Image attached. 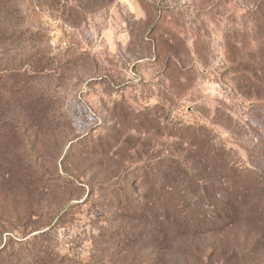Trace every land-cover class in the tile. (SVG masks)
<instances>
[{
    "label": "rangeland",
    "instance_id": "374dc122",
    "mask_svg": "<svg viewBox=\"0 0 264 264\" xmlns=\"http://www.w3.org/2000/svg\"><path fill=\"white\" fill-rule=\"evenodd\" d=\"M14 7L0 12L2 259L39 236L33 258L152 264L158 202L185 188L192 215L212 217L202 184L225 171L253 180L247 195L264 191V0ZM183 168L198 183L174 178ZM260 219L264 207L188 236L159 264H264Z\"/></svg>",
    "mask_w": 264,
    "mask_h": 264
},
{
    "label": "trees",
    "instance_id": "16d2710c",
    "mask_svg": "<svg viewBox=\"0 0 264 264\" xmlns=\"http://www.w3.org/2000/svg\"><path fill=\"white\" fill-rule=\"evenodd\" d=\"M15 2L16 0H0V12L4 11L5 16H10L12 14L16 15L19 9L18 7L12 8V5ZM209 152L210 149H206L205 151L203 150V153L199 154L200 159L204 160ZM172 166L173 164L167 161L162 164V169L170 174L173 170H171ZM174 167H176V165H174ZM184 169L185 168H183V170ZM207 170L208 169H205L203 172L209 173V171H211ZM229 173L230 172L225 171L223 181H214L213 184L211 182L207 184L204 181L202 184L203 189L209 188L213 192L211 195H205V197L203 196L204 198H207L206 200L208 203L206 205L209 207L212 217L206 216L203 219H197L194 215H192L194 210L190 206V201L184 197V194H187L185 188L181 189L182 196L180 197L182 200L172 203H165L163 200L155 205L157 210V219L151 227V229L155 232L153 237L149 239V243H147L146 247L149 248L150 246L155 249L154 252L152 249L150 251L151 254L154 255V258L152 259L154 263L152 264H159L160 260H163L165 254L169 251L173 252L177 241L182 242L188 236L198 238L205 235V233L214 234L220 231L222 232L237 222V219L242 212L253 214L262 210L264 207L263 189H261L259 195H247V191L251 190V188H256L255 184H253V180L245 174H236L234 171L233 174L229 175ZM178 177L181 178V180H195L194 173H191V171L187 169H185V172L176 170L174 178ZM195 182L198 183L197 180H195ZM199 205L200 203L195 204V206ZM150 220L152 221L153 219H148L147 216H145L144 223L150 225ZM258 221L259 225L256 226L257 230L262 232L264 236V219H260ZM130 236L133 237L132 234ZM141 236L142 235L139 237L136 236V238H140ZM38 239L39 236H34L32 239L26 241V243L21 247V254L18 256H10L9 259L5 258V260L0 257V264H30L31 262V264H35L39 261L41 264H66V259H60L57 255H52L50 257L46 254L33 258L30 253L34 250ZM176 247L179 246L176 245ZM191 249L192 246L188 245L187 247L182 248L180 252L184 256H187L188 251ZM41 251L43 250L40 249L39 252ZM39 252L34 255H39ZM210 256H212V254ZM175 258L177 259V257ZM32 259H37V261H32ZM71 264L79 263L72 262Z\"/></svg>",
    "mask_w": 264,
    "mask_h": 264
}]
</instances>
